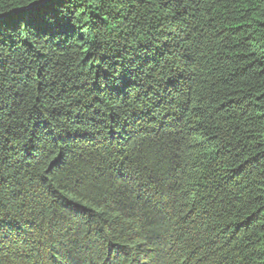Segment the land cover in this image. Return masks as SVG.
Segmentation results:
<instances>
[{
  "label": "trees",
  "instance_id": "16d2710c",
  "mask_svg": "<svg viewBox=\"0 0 264 264\" xmlns=\"http://www.w3.org/2000/svg\"><path fill=\"white\" fill-rule=\"evenodd\" d=\"M0 264H264V0H0Z\"/></svg>",
  "mask_w": 264,
  "mask_h": 264
},
{
  "label": "snow or ice",
  "instance_id": "6c2138e0",
  "mask_svg": "<svg viewBox=\"0 0 264 264\" xmlns=\"http://www.w3.org/2000/svg\"><path fill=\"white\" fill-rule=\"evenodd\" d=\"M31 2L35 3V2H36V0H31Z\"/></svg>",
  "mask_w": 264,
  "mask_h": 264
}]
</instances>
